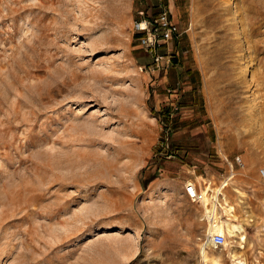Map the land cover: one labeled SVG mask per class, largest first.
<instances>
[{
	"label": "rangeland",
	"instance_id": "obj_1",
	"mask_svg": "<svg viewBox=\"0 0 264 264\" xmlns=\"http://www.w3.org/2000/svg\"><path fill=\"white\" fill-rule=\"evenodd\" d=\"M162 10L157 70L133 21ZM166 161L236 176L214 221L245 239L208 251L264 264V0H0V264H204Z\"/></svg>",
	"mask_w": 264,
	"mask_h": 264
},
{
	"label": "built area",
	"instance_id": "obj_2",
	"mask_svg": "<svg viewBox=\"0 0 264 264\" xmlns=\"http://www.w3.org/2000/svg\"><path fill=\"white\" fill-rule=\"evenodd\" d=\"M133 31L138 36L140 46L147 51L153 60V68L157 70L166 69L170 66L171 57L162 52L163 49L176 36L178 27L174 24L167 10H162L158 14H147L144 11L139 12V16L133 21ZM168 137L163 143L168 144ZM240 163H243L239 159ZM264 178V168L260 170ZM187 196L192 202L201 201V191L197 183L188 181L185 184ZM214 247H223L226 245L227 237L222 233H215L210 236Z\"/></svg>",
	"mask_w": 264,
	"mask_h": 264
},
{
	"label": "bare ground",
	"instance_id": "obj_3",
	"mask_svg": "<svg viewBox=\"0 0 264 264\" xmlns=\"http://www.w3.org/2000/svg\"><path fill=\"white\" fill-rule=\"evenodd\" d=\"M234 177H236V176L231 174V176L224 179L222 184L220 186H218L216 189H214V191H213V188L209 184H207V186H205V188L202 190L201 203L205 209L207 217L210 219V226L208 228V239L206 242H204L201 245V248H200V255H201V258H202L204 264H221V261L218 258H216L214 256L211 257L209 254L208 247L210 245H213L211 242V239H210L211 235H213L215 233H222L225 235H226V233H230V234L236 233L235 235H237V234L242 235V233L244 231V227L242 225L237 224V223H232V222L216 223L214 221V218H215L214 215H216V212L218 210L216 200H219L220 194H223L224 189L229 185V180L233 179ZM242 238L245 239L244 236ZM238 263L239 264H245L243 261H239Z\"/></svg>",
	"mask_w": 264,
	"mask_h": 264
},
{
	"label": "crops",
	"instance_id": "obj_4",
	"mask_svg": "<svg viewBox=\"0 0 264 264\" xmlns=\"http://www.w3.org/2000/svg\"><path fill=\"white\" fill-rule=\"evenodd\" d=\"M165 51H166V49L163 52H165ZM190 88H193V87L190 86ZM168 96L169 95L167 94V97H164V100L165 101L169 99ZM170 96H172V94ZM165 163L166 164H164L162 167L159 168L161 177L157 176V178H155L154 181H157L156 183L159 184V182L161 181V178H162V179H164L167 182L168 185H170L169 183H172L173 189L175 191L179 192L180 194L184 195V196H187L186 189H185V184L188 181H193L195 183H198V180L201 177H203L204 180L206 179L204 177V174H197L196 173L197 172V168H199V167H197V165H195V166L192 165L191 166V167L194 168V170H193L194 172L193 173L184 174L183 172L185 170H183V169H185L187 167V165H184L183 162L178 163L177 161H175V162L174 161L173 162L166 161ZM168 164H170V165H168ZM171 164H173V165H171ZM179 164H181V165H179ZM176 168L182 169V170L180 171V170H177ZM209 179L210 180L214 179L216 182L217 181H221V183H222L221 178L216 174V172L212 173V175L209 176ZM210 186L213 188V191H214V189H216V187H218V186L213 187L212 186V181L210 183ZM154 190H155V188H154ZM221 195L222 194H220V197H221ZM220 197H219V200H216V204L218 206L217 213L219 212V207L220 206L222 207V204L220 203ZM214 220H215V218H214Z\"/></svg>",
	"mask_w": 264,
	"mask_h": 264
}]
</instances>
